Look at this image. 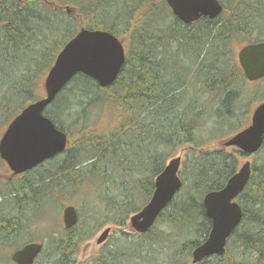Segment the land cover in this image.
Here are the masks:
<instances>
[{
	"label": "trees",
	"instance_id": "trees-1",
	"mask_svg": "<svg viewBox=\"0 0 264 264\" xmlns=\"http://www.w3.org/2000/svg\"><path fill=\"white\" fill-rule=\"evenodd\" d=\"M219 2L216 18L186 24L165 0H95L76 14L59 1L0 0V133L38 99L39 82L81 27L109 31L125 48L111 85L78 73L44 109L66 133L65 150L0 183V244L12 247L10 258L16 245L34 242L25 238V218L55 187L87 191L80 207L89 216L79 214L73 228L41 239L32 264H192V250L211 228L203 197L250 158L249 179L236 198L242 217L224 254L196 264H264V136L250 156L207 146L247 126L252 105L264 101V93H250L232 46L237 36L245 44L264 40V0ZM96 105L119 112L114 130L82 124ZM180 147V189L147 232H132L129 217L148 202L155 177ZM107 224L118 228L111 239L93 258L77 261L80 243Z\"/></svg>",
	"mask_w": 264,
	"mask_h": 264
},
{
	"label": "water",
	"instance_id": "water-1",
	"mask_svg": "<svg viewBox=\"0 0 264 264\" xmlns=\"http://www.w3.org/2000/svg\"><path fill=\"white\" fill-rule=\"evenodd\" d=\"M173 15L188 24L201 17L216 18L222 11L219 0H165ZM65 10H72L66 6ZM87 49H103L108 55L103 60H93L83 55ZM237 61L247 81L264 78V40L246 43L237 50ZM125 61L123 41L109 31L81 27L58 51L43 81L44 96L26 105L6 126L0 137V158L12 175L24 173L44 160L63 152L68 138L53 121L44 115V109L59 91L78 73L93 79L100 87L111 85ZM264 136V101L257 104L247 126L220 142L222 147H234L250 156L261 147ZM185 150V149H184ZM182 156L170 158L164 169L154 179V190L148 202L133 213L128 227L142 234L154 224L160 212L181 187L179 170ZM251 161L245 160L226 182L223 188L210 191L203 197L206 216L211 228L205 240L191 253V263L196 264L212 255L225 252L227 238L239 224L242 210L236 198L243 190L251 173ZM226 206V207H225ZM74 206L63 209V222L69 229L77 223ZM106 227L97 237L98 244L109 235ZM42 244L30 242L11 254L15 264H32Z\"/></svg>",
	"mask_w": 264,
	"mask_h": 264
},
{
	"label": "rangeland",
	"instance_id": "rangeland-1",
	"mask_svg": "<svg viewBox=\"0 0 264 264\" xmlns=\"http://www.w3.org/2000/svg\"><path fill=\"white\" fill-rule=\"evenodd\" d=\"M54 2L59 1L60 6L65 9L66 6H68L74 14L77 13V10L81 7L86 5H89L90 3L94 2L95 0H53ZM65 2V3H64ZM245 44L244 37L237 36L232 41V46L237 53V50ZM43 81L44 77L39 82L38 86V97L41 98L44 96V87H43ZM264 81L262 80L256 81V82H248V88L250 93H253L255 90V94L260 95L261 93H264ZM261 101L259 100L257 103L252 105V110L254 107L259 104ZM252 110L249 114V120L246 123V125L250 122V117ZM82 124L86 125V128H90L92 130H95L99 133H106L108 131H112L115 129L117 124H119L120 114L117 110H109L107 108H104L103 106H92L91 108H87L86 112L84 113V116L81 117ZM5 130V129H4ZM3 133V132H2ZM0 133V137L2 135ZM77 136L74 135L72 140H76ZM220 144L219 140L211 142L209 147H215ZM183 147H180L177 149L176 155L183 156ZM183 158V157H182ZM248 160L250 158H247ZM246 158L241 159V162H244L247 160ZM20 175H11V171L7 167L6 163L0 159V183H3L4 181H9L11 177L15 178ZM53 193H51L50 197H46L45 200L41 203V213L37 216L32 214L38 205H35L33 207V212L29 213L25 218V228L27 230V236L25 237L28 240L33 241H40L41 239L52 236V235H59L64 232L63 227V221H62V211L64 207L67 205H73L75 206L81 218L84 220L88 218L89 214L87 211L84 210L83 206L80 207V200L86 195V192L82 194V196L78 192H65V193H59L55 188ZM81 193V192H80ZM86 212V213H85ZM28 219V220H27ZM128 225V221H127ZM110 227V232L107 237V239L101 243L98 244L96 242L97 237L99 234L106 228ZM24 228V227H23ZM126 231H129L127 229L123 228ZM118 228L112 224H107L103 227H101L98 231L95 232V234L88 240L80 243L78 247V254H77V261L79 262H86L89 259L93 258L98 254L101 247L104 246L112 237L115 231H117ZM56 233V234H55ZM24 236V235H23ZM20 245H16L15 247H19ZM12 247H9L8 245L0 244V264H14L11 258L9 257L10 250Z\"/></svg>",
	"mask_w": 264,
	"mask_h": 264
},
{
	"label": "flooded vegetation",
	"instance_id": "flooded-vegetation-1",
	"mask_svg": "<svg viewBox=\"0 0 264 264\" xmlns=\"http://www.w3.org/2000/svg\"><path fill=\"white\" fill-rule=\"evenodd\" d=\"M55 156H56V155H55ZM53 157H54V156H53ZM53 157H52V158H53ZM49 159H51V158H49ZM46 160H48V159H46ZM46 160H44V161H46ZM44 161H43V162H44ZM40 164H42V163H40ZM40 164H38V165H40ZM38 165H37V166H38ZM35 167H36V166H35ZM35 167H33V168H35ZM33 168H32V169H33ZM30 170H31V169H30ZM10 171H11V170H10ZM28 171H29V170H28ZM28 171H26V172H28ZM26 172H24V173H26ZM24 173H21V174H18V175H22V174H24ZM11 175H12V172H11ZM14 176H15V175H13V177H14ZM13 177H11V178L9 179V181H10L11 179H13ZM47 196H49V195L47 194ZM41 201H42V200H41ZM41 201H40L39 206H38V207L36 208V210L32 213V214H34L35 216H37V215H39V214L41 213V203H42ZM67 206H69V205H67ZM72 206H73V205H72ZM74 207H75V206H74ZM64 208H65V207H64ZM75 209H76V213H77V216H78V218H77V221H78V219H79V212H78V209H77L76 207H75ZM62 221H63V211H62ZM76 224H77V223H76ZM76 224H75V225H76ZM75 225H74V226H75ZM74 226H73V227H74ZM63 227H64V231L73 228V227H71V228H69V229L65 228V226H64V222H63ZM55 234H56V233H55ZM48 237H49V236H48ZM48 237H45V238H48ZM107 237H108V236H107ZM43 239H44V238H43ZM43 239H42V240H43ZM34 242H39V243L43 244L41 241H34ZM28 243H30V242H28ZM25 244H27V243H25ZM25 244H23V245H25ZM23 245L17 247L16 249L22 247ZM102 247H103V246H102ZM102 247H101V248H102ZM14 251H15V250H14ZM13 263L15 264V262H13Z\"/></svg>",
	"mask_w": 264,
	"mask_h": 264
},
{
	"label": "snow or ice",
	"instance_id": "snow-or-ice-1",
	"mask_svg": "<svg viewBox=\"0 0 264 264\" xmlns=\"http://www.w3.org/2000/svg\"><path fill=\"white\" fill-rule=\"evenodd\" d=\"M83 55L93 60H103L107 57L108 53L103 49H87ZM226 207V206H225Z\"/></svg>",
	"mask_w": 264,
	"mask_h": 264
},
{
	"label": "bare ground",
	"instance_id": "bare-ground-1",
	"mask_svg": "<svg viewBox=\"0 0 264 264\" xmlns=\"http://www.w3.org/2000/svg\"><path fill=\"white\" fill-rule=\"evenodd\" d=\"M49 252H50V250H49Z\"/></svg>",
	"mask_w": 264,
	"mask_h": 264
}]
</instances>
